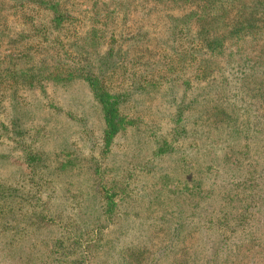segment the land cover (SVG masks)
Here are the masks:
<instances>
[{"label": "trees", "instance_id": "16d2710c", "mask_svg": "<svg viewBox=\"0 0 264 264\" xmlns=\"http://www.w3.org/2000/svg\"><path fill=\"white\" fill-rule=\"evenodd\" d=\"M0 148V264H264V0H0Z\"/></svg>", "mask_w": 264, "mask_h": 264}, {"label": "rangeland", "instance_id": "374dc122", "mask_svg": "<svg viewBox=\"0 0 264 264\" xmlns=\"http://www.w3.org/2000/svg\"><path fill=\"white\" fill-rule=\"evenodd\" d=\"M70 90H72L71 92H74L75 93V95L76 96H78L79 97V99L78 100H80L81 101V106H83V103L85 104L84 106H86V109L88 108V105H89V103L86 101L87 99H89V98H87V94H86V92L85 91H83V89H82V86H80V85H78V87L76 86V87H72V88H70ZM87 98V99H86ZM90 100V99H89ZM79 104V103H78ZM90 104H91V102H90ZM81 106H80V104H79V108H78V105H76V109L77 110H79L80 108H81ZM83 106V107H84ZM85 108V107H84ZM82 109V108H81ZM97 119V118H96ZM95 118H93V121H95L96 120ZM96 122V121H95ZM97 127H98V122H97ZM96 135H97V131L91 136L92 137V140H94V138L96 137ZM1 149V148H0ZM2 151V150H1ZM13 166H8V167H3V173H8L11 169H13L12 168Z\"/></svg>", "mask_w": 264, "mask_h": 264}]
</instances>
